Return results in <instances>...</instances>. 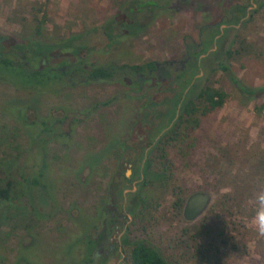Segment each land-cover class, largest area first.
Masks as SVG:
<instances>
[{"label":"rangeland","instance_id":"374dc122","mask_svg":"<svg viewBox=\"0 0 264 264\" xmlns=\"http://www.w3.org/2000/svg\"><path fill=\"white\" fill-rule=\"evenodd\" d=\"M132 1L0 0V32L32 35L35 17L45 12L47 38L86 37L79 50L88 61H175V66L185 64L186 45L208 39V45L198 46L199 52L207 50L199 55V73L185 94L192 90L195 95L210 77L229 98L202 119L190 138L170 148L175 175L158 195L149 196L146 238L177 264H264V238L250 226L252 195L264 187V90L247 95L222 70L214 71L231 50L232 69L244 84L264 88L263 0H173L168 9L153 12L136 11ZM131 17L137 27L118 24ZM127 89L91 81L57 95L25 93L12 99L8 84L0 82V184L13 182L12 198L0 201V264L79 263L84 240L102 227L101 206L110 183L119 233L134 220L129 193L144 179V161L128 153L118 164L120 147L112 145L128 142L131 152L141 146L130 140L144 131L130 129L143 100L124 97ZM113 96L119 98L99 107ZM184 100L185 95L177 116L155 141L176 121ZM28 104L33 107L24 113ZM70 111L72 124L52 126ZM106 147L108 154L100 156ZM127 170L132 188L120 194L121 179L113 174ZM198 190L211 192L212 203L199 218L187 221L186 200ZM116 256L108 264H123L120 253Z\"/></svg>","mask_w":264,"mask_h":264},{"label":"trees","instance_id":"16d2710c","mask_svg":"<svg viewBox=\"0 0 264 264\" xmlns=\"http://www.w3.org/2000/svg\"><path fill=\"white\" fill-rule=\"evenodd\" d=\"M172 1L165 0V4L160 5L156 0H133L131 4L135 2L138 4L136 11L142 12V10L149 9L153 12L156 9H168ZM262 5H264V0L260 7H263ZM127 6L128 10L133 11L131 5ZM42 10L43 5L39 8V12ZM124 16H119V18ZM48 21L47 13L44 12L41 16L37 14L32 35L30 32L19 34L0 32V82L7 83L9 90L11 89L8 98L11 95L12 99H16L25 93H29L34 98L39 94L57 95L75 88L81 83L99 81L125 85L128 89L123 95L124 97L143 100L137 107V119L130 129V131H135L139 128L144 131L138 138L130 140V142L133 140L132 142L136 145L141 143V146L134 148L135 152H131V145L128 142H115L116 144L112 142V145L120 147L121 152L116 161L118 164L122 162L123 154L126 158L134 154L137 160L144 161V179L137 190L129 193L131 203L128 207L134 215V220L127 226L122 239L126 250L123 264H177L175 261H169L159 248L148 242L146 238L148 234L146 208L149 196L158 195L164 184H169L170 180L174 178L173 161L170 158L172 145L177 141L190 138L195 132L193 130L201 125L202 119L221 109L229 98V92L223 86L212 82L210 77L205 78L207 82L195 95H192V90L187 95L185 94L192 79L199 73L197 63L199 55L207 50V48H203L199 52L198 46L208 45V39L199 44L191 42L185 46V66H175L167 61L160 63L154 60L143 63L95 62L88 61L80 54L79 49L86 37L47 38L43 29ZM118 24L126 28L137 27L136 20H133L132 17L120 20ZM103 27L105 33L110 34V29H107L109 24L105 23ZM117 37L120 38L121 34H117ZM232 56L233 52L229 50V57L221 59L214 71L222 70L240 91L247 95L251 96L264 90L263 87L249 88L244 84L232 69V64L229 61ZM183 95H185V100L181 104L176 121L155 141L160 132L177 116L178 105ZM6 98L7 96L5 101ZM8 98L6 105L10 107L12 100ZM117 98L119 96L99 102V107L109 105ZM28 107L33 106L30 104L24 106V113ZM17 116L14 117L23 119ZM26 126L31 127L29 124ZM48 127L46 126V128ZM151 145H153L152 148L146 153L145 149ZM128 153H130L129 156ZM182 153L186 157L190 151L182 149ZM104 154H108L107 147L99 153L100 156ZM113 176H119L121 179L120 184L123 186H120V194H122V190L132 188L128 170L123 173L115 172ZM36 182H39L38 179ZM112 189V183H110L107 192L109 195L101 206V214L111 216L114 213L111 211L114 207V199L110 194ZM12 195L13 182L11 180H8L5 185L0 184V201L10 200ZM1 218L0 214V223ZM15 226L16 224H14ZM87 240L90 239L87 238Z\"/></svg>","mask_w":264,"mask_h":264},{"label":"flooded vegetation","instance_id":"af4514ba","mask_svg":"<svg viewBox=\"0 0 264 264\" xmlns=\"http://www.w3.org/2000/svg\"><path fill=\"white\" fill-rule=\"evenodd\" d=\"M167 62L170 64H175L174 63L175 61L174 62L167 61ZM184 62H185V59L181 60L182 64ZM183 66H185V64ZM71 113L73 112L70 111L64 117L58 120H55V122L52 123L53 124L52 126H55L57 124L59 125L65 124L64 128H66L69 124H72L71 123L72 121L69 119V115ZM47 122L51 123V120H48ZM114 216H115V213H113L111 216H108L107 214L106 215L102 214V216H100L102 227L100 226L99 231H97L98 229H96L90 235V238H89L90 240H84L86 241V244L84 245V247H82L83 255L81 256L82 260L79 261L80 263L108 264L110 261L115 259V256L117 255V253H120L121 255L120 258H122V262L125 261L126 250L123 245L122 239L126 232V228L122 232L119 233V221L121 219L119 217H118L119 219L114 218Z\"/></svg>","mask_w":264,"mask_h":264},{"label":"water","instance_id":"95a60500","mask_svg":"<svg viewBox=\"0 0 264 264\" xmlns=\"http://www.w3.org/2000/svg\"><path fill=\"white\" fill-rule=\"evenodd\" d=\"M213 195L207 190H198L191 193L185 203L183 216L187 221L199 218L211 205Z\"/></svg>","mask_w":264,"mask_h":264},{"label":"clouds","instance_id":"9594fccd","mask_svg":"<svg viewBox=\"0 0 264 264\" xmlns=\"http://www.w3.org/2000/svg\"><path fill=\"white\" fill-rule=\"evenodd\" d=\"M251 203L254 205V215L251 218L250 226L258 238H264V187L254 191Z\"/></svg>","mask_w":264,"mask_h":264}]
</instances>
